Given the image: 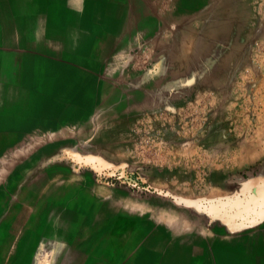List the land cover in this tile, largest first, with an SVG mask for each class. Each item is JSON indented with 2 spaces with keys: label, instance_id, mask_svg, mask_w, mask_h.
<instances>
[{
  "label": "rangeland",
  "instance_id": "1",
  "mask_svg": "<svg viewBox=\"0 0 264 264\" xmlns=\"http://www.w3.org/2000/svg\"><path fill=\"white\" fill-rule=\"evenodd\" d=\"M263 72L264 0H0V264H264Z\"/></svg>",
  "mask_w": 264,
  "mask_h": 264
},
{
  "label": "crops",
  "instance_id": "2",
  "mask_svg": "<svg viewBox=\"0 0 264 264\" xmlns=\"http://www.w3.org/2000/svg\"><path fill=\"white\" fill-rule=\"evenodd\" d=\"M254 75H256V76H258L256 73H253ZM263 74H264V72H263ZM263 74H261V76L262 77H264V75ZM260 76V75H259ZM255 85H253V86H250V88H253V89H259V88H262V89H264V78H262V79H255ZM263 99H264V97H263ZM233 114V113H232ZM235 115V114H234ZM215 117V119L216 118H218V117H222V113L220 112V110L219 111H217L214 115H212V117ZM237 116H238V114H236V119H237ZM263 118H264V115H263ZM240 148H244L245 149V151H248V149H250V147H247V145H244V147H240ZM191 152V151H190ZM214 172V171H213ZM178 181H179V179H177ZM14 254H15V252H12V254H11V256H10V259H13V257H14ZM6 264H8V263H6Z\"/></svg>",
  "mask_w": 264,
  "mask_h": 264
},
{
  "label": "bare ground",
  "instance_id": "3",
  "mask_svg": "<svg viewBox=\"0 0 264 264\" xmlns=\"http://www.w3.org/2000/svg\"><path fill=\"white\" fill-rule=\"evenodd\" d=\"M255 82V81H254ZM263 88V87H262ZM236 115V114H235ZM249 145H251V144H249ZM251 147V146H250ZM256 153V152H255Z\"/></svg>",
  "mask_w": 264,
  "mask_h": 264
}]
</instances>
